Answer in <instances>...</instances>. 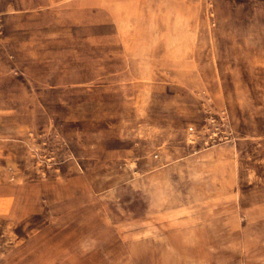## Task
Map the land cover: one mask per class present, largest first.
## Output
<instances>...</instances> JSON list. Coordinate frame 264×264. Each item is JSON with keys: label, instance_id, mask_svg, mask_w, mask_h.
I'll list each match as a JSON object with an SVG mask.
<instances>
[{"label": "rangeland", "instance_id": "374dc122", "mask_svg": "<svg viewBox=\"0 0 264 264\" xmlns=\"http://www.w3.org/2000/svg\"><path fill=\"white\" fill-rule=\"evenodd\" d=\"M0 264H264V0H0Z\"/></svg>", "mask_w": 264, "mask_h": 264}, {"label": "crops", "instance_id": "0c3cea01", "mask_svg": "<svg viewBox=\"0 0 264 264\" xmlns=\"http://www.w3.org/2000/svg\"><path fill=\"white\" fill-rule=\"evenodd\" d=\"M251 215V213H249Z\"/></svg>", "mask_w": 264, "mask_h": 264}, {"label": "bare ground", "instance_id": "6f19581e", "mask_svg": "<svg viewBox=\"0 0 264 264\" xmlns=\"http://www.w3.org/2000/svg\"><path fill=\"white\" fill-rule=\"evenodd\" d=\"M122 10V9H121ZM146 80V79H145Z\"/></svg>", "mask_w": 264, "mask_h": 264}]
</instances>
